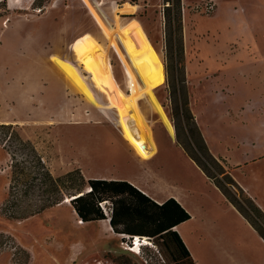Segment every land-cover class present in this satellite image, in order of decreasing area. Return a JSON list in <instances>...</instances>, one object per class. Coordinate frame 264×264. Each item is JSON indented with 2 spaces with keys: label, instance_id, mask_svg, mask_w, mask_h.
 Here are the masks:
<instances>
[{
  "label": "rangeland",
  "instance_id": "obj_1",
  "mask_svg": "<svg viewBox=\"0 0 264 264\" xmlns=\"http://www.w3.org/2000/svg\"><path fill=\"white\" fill-rule=\"evenodd\" d=\"M98 1L102 18L89 5ZM180 1L178 9L166 0H0V124L31 141L55 177L79 168L88 180L130 178L162 198L178 196L193 215L186 228L205 264H264V247L190 157L209 163L188 109L196 123L194 112L238 143L208 148L264 211V160L243 166L263 151L249 141L262 127L264 96L250 95L248 68L238 66L240 26L226 23L235 0L221 14L214 0L209 13L196 9L204 0ZM10 164L0 142V264L168 262L152 238L140 253L128 249L135 237L111 229L112 202L99 204L105 219L94 221L64 203L70 196L25 220L5 215ZM226 186L264 234V220Z\"/></svg>",
  "mask_w": 264,
  "mask_h": 264
},
{
  "label": "trees",
  "instance_id": "obj_2",
  "mask_svg": "<svg viewBox=\"0 0 264 264\" xmlns=\"http://www.w3.org/2000/svg\"><path fill=\"white\" fill-rule=\"evenodd\" d=\"M166 1L176 5L178 9L181 7L180 0ZM169 9L170 5L166 10L169 11ZM177 21H180L177 23L178 30H182L181 18L178 17ZM186 113L191 121L189 124L200 136L201 150L209 163H202L189 154L190 157L227 201L264 239V234L245 214L237 199L232 198L226 185L233 186L239 192V198L250 207L258 219L264 220V211L234 177L225 172L217 158L210 152L190 110L188 109ZM0 129L4 130L0 136V142L11 157V182L8 198L2 209L5 215L25 220L61 204L66 196H77L71 203L75 206L78 215L84 221H94L105 219L99 204L105 201L112 202L114 206L110 225L115 233L152 238L167 259L166 264H196L182 238L174 231L176 226L191 218L177 200L170 198L159 204L128 181L88 180L79 168L55 177L35 145L15 133L12 124H0ZM209 164L220 167L218 174L212 172ZM219 174H224L223 179L218 178ZM86 188L88 193L84 192ZM234 196L236 197V194ZM79 203H81L80 206ZM123 239L125 241L126 238Z\"/></svg>",
  "mask_w": 264,
  "mask_h": 264
},
{
  "label": "crops",
  "instance_id": "obj_3",
  "mask_svg": "<svg viewBox=\"0 0 264 264\" xmlns=\"http://www.w3.org/2000/svg\"><path fill=\"white\" fill-rule=\"evenodd\" d=\"M80 1L82 3L84 2L86 3V1L88 2L89 0H80ZM91 1L93 2V0ZM214 1L217 5V8H216L217 13L221 14L223 11H225V9L227 10L228 7H231L229 10L230 12L228 11L229 13H227L228 18L230 19L229 22H226L227 25L231 24V20H237L239 23L238 26H240L239 27L240 28V39L237 40V43H239V48L237 47V50H236L237 55L239 57L238 66H241V68L242 67L248 68L247 69L248 79H249L248 81L249 83H251L249 85V93L255 100H257L264 96V0H235L233 4L227 3V5H229L227 8L224 4L226 3V0H214ZM230 1L231 0H228V2ZM100 3L101 1H98L96 5H91V4L89 5L94 9V12L100 18H102V15L99 13ZM128 6H132V5L130 4ZM84 7L88 10L90 9L88 5ZM95 8L96 9L98 8V11L97 10L95 11ZM89 13H91L92 18L95 17L94 14L91 12V9L89 10ZM109 65L111 64L109 63ZM115 85L118 86L119 88L118 84H115ZM98 91L101 95L103 96L106 95L99 88H98ZM93 96L95 97V95ZM260 109H261L260 110L261 115H264V107H260ZM197 114L198 113L194 112V115L197 120V125L201 130V133L205 139L207 146L211 148L216 147V146H229V145L238 146L237 142L236 143L231 142L233 139L231 138L223 139V137H221L223 135L215 131L217 129L216 122L211 124L213 126V128H211L209 126V123L207 124L205 122V124H203ZM199 115L202 116V113H199ZM260 124H262V127L258 128V130L255 133H253V135H255V138L251 139L249 142L251 146L261 147L263 151L259 152V156L255 154L253 161L243 162V166L245 163L249 164V163H255L256 161H259V160H264V118L260 119ZM219 155L227 159L225 154L220 153ZM256 157H257V160L255 161ZM139 159L146 162L142 157H140ZM196 168L199 169L197 166ZM199 171L202 173V175L205 176V174L201 170ZM206 179L210 183V185H212L213 189L214 190L216 189L215 191H217L218 189L211 183V181L207 177ZM106 180H111V179L107 178ZM122 180L128 181L129 183L137 187L142 193L151 197L154 201H156L159 204H162L164 201L170 198H174L186 209V211H189L190 213V210L186 207L185 203L176 195L167 194L165 195L166 197L162 198L161 195L159 196L155 195L152 189H150L147 186L141 185L136 180H131L130 178L129 179L124 178ZM159 182L160 181H158V183ZM219 192L220 191L218 190V193ZM220 195H221L222 204L225 205L229 211L234 213V216L236 217V219L242 224V226L250 234V236L252 238H256L258 242L260 243V245L264 247V239L259 235V233L252 227V225L245 219V217H243V215L231 203L227 201L226 197L222 193ZM255 201L258 203L256 199ZM192 218H193V215H192ZM192 218L176 226L174 228V231H176L182 238L194 262L196 264H205L204 261L202 260L201 255L194 248L193 242L191 240V236L188 234L189 232L187 231V228H186L187 226L186 224L190 222ZM116 235H119V234H116ZM120 236L126 237L127 235H120ZM198 241L201 242V239H199ZM222 255L224 258H228L226 253Z\"/></svg>",
  "mask_w": 264,
  "mask_h": 264
},
{
  "label": "bare ground",
  "instance_id": "obj_4",
  "mask_svg": "<svg viewBox=\"0 0 264 264\" xmlns=\"http://www.w3.org/2000/svg\"><path fill=\"white\" fill-rule=\"evenodd\" d=\"M21 0H10V3L12 4V5H14V6H18V2H20ZM98 7V6H97ZM116 24H118L119 26H121L122 25V23L119 21L118 23H116ZM90 99H92V98H90ZM90 102H93V101H90ZM121 114V113H120ZM143 158V157H142ZM79 195H82V194H79ZM77 196H72V197H67V199L64 201V203H66V204H70L71 202H72V200L74 199V198H76ZM71 205V204H70ZM108 222V221H107ZM84 224V222L82 221V220H80L79 222H78V224ZM109 223V222H108ZM134 239V238H133ZM135 240H136V243L134 244V243H132V245H130L129 246V250H131L132 252H134V253H140V252H137L138 251V249H139V251H141V249L143 248V247H146V246H151L152 244H151V242H150V240L147 238V237H144V238H140V237H135ZM136 245V246H135Z\"/></svg>",
  "mask_w": 264,
  "mask_h": 264
},
{
  "label": "built area",
  "instance_id": "obj_5",
  "mask_svg": "<svg viewBox=\"0 0 264 264\" xmlns=\"http://www.w3.org/2000/svg\"><path fill=\"white\" fill-rule=\"evenodd\" d=\"M204 1H206V2L203 4V6L202 5H197L196 9L203 8L205 13H209L211 11V9H212V6L209 4L210 2H208L209 0H204ZM100 205H101L102 208H104V203H100Z\"/></svg>",
  "mask_w": 264,
  "mask_h": 264
},
{
  "label": "water",
  "instance_id": "obj_6",
  "mask_svg": "<svg viewBox=\"0 0 264 264\" xmlns=\"http://www.w3.org/2000/svg\"><path fill=\"white\" fill-rule=\"evenodd\" d=\"M90 188V187H89Z\"/></svg>",
  "mask_w": 264,
  "mask_h": 264
}]
</instances>
